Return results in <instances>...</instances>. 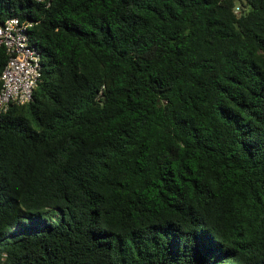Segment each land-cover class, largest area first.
Returning <instances> with one entry per match:
<instances>
[{"label":"trees","instance_id":"16d2710c","mask_svg":"<svg viewBox=\"0 0 264 264\" xmlns=\"http://www.w3.org/2000/svg\"><path fill=\"white\" fill-rule=\"evenodd\" d=\"M10 18L42 70L0 114V264H264V0H0Z\"/></svg>","mask_w":264,"mask_h":264},{"label":"built area","instance_id":"2783aa9c","mask_svg":"<svg viewBox=\"0 0 264 264\" xmlns=\"http://www.w3.org/2000/svg\"><path fill=\"white\" fill-rule=\"evenodd\" d=\"M32 27L31 22L18 18H10L0 25V49L8 56L0 75V114L12 105L29 103L40 79L41 56L29 38Z\"/></svg>","mask_w":264,"mask_h":264}]
</instances>
